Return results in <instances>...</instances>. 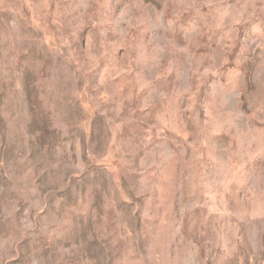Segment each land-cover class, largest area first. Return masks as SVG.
<instances>
[{
    "label": "rangeland",
    "instance_id": "1",
    "mask_svg": "<svg viewBox=\"0 0 264 264\" xmlns=\"http://www.w3.org/2000/svg\"><path fill=\"white\" fill-rule=\"evenodd\" d=\"M0 264H264V0H0Z\"/></svg>",
    "mask_w": 264,
    "mask_h": 264
}]
</instances>
